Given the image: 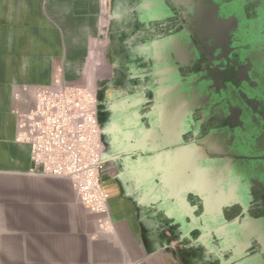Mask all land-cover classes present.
Wrapping results in <instances>:
<instances>
[{
    "label": "flooded vegetation",
    "instance_id": "flooded-vegetation-1",
    "mask_svg": "<svg viewBox=\"0 0 264 264\" xmlns=\"http://www.w3.org/2000/svg\"><path fill=\"white\" fill-rule=\"evenodd\" d=\"M104 171L169 264H264V0H109ZM132 198V197H131Z\"/></svg>",
    "mask_w": 264,
    "mask_h": 264
},
{
    "label": "crops",
    "instance_id": "crops-1",
    "mask_svg": "<svg viewBox=\"0 0 264 264\" xmlns=\"http://www.w3.org/2000/svg\"><path fill=\"white\" fill-rule=\"evenodd\" d=\"M110 19L109 0H0V264H169L173 245L146 238L147 192L124 194L104 171L112 228L101 231L69 181L32 173L14 139V110L58 64L99 82Z\"/></svg>",
    "mask_w": 264,
    "mask_h": 264
},
{
    "label": "built area",
    "instance_id": "built-area-1",
    "mask_svg": "<svg viewBox=\"0 0 264 264\" xmlns=\"http://www.w3.org/2000/svg\"><path fill=\"white\" fill-rule=\"evenodd\" d=\"M47 84L34 86L24 109H15V141L30 148V171L67 179L80 203L96 216L101 231L112 228L103 190L104 163L97 120L96 79L70 80L63 68Z\"/></svg>",
    "mask_w": 264,
    "mask_h": 264
},
{
    "label": "rangeland",
    "instance_id": "rangeland-1",
    "mask_svg": "<svg viewBox=\"0 0 264 264\" xmlns=\"http://www.w3.org/2000/svg\"><path fill=\"white\" fill-rule=\"evenodd\" d=\"M102 187H103V190L106 192L105 190V186H104V182L102 181Z\"/></svg>",
    "mask_w": 264,
    "mask_h": 264
}]
</instances>
